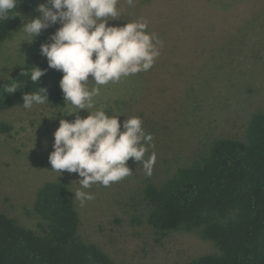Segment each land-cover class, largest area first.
<instances>
[{"label":"rangeland","instance_id":"obj_1","mask_svg":"<svg viewBox=\"0 0 264 264\" xmlns=\"http://www.w3.org/2000/svg\"><path fill=\"white\" fill-rule=\"evenodd\" d=\"M45 2L34 0L31 12L12 19L0 45V79L16 75L38 50V36L22 41V28L39 15L35 8ZM117 7L121 18L110 25L144 18L147 31L163 46L149 71L101 86L96 108L109 116L122 115L121 123L140 117L155 145L145 159L155 152L156 162L151 176H146L142 164L130 158V176L110 187L94 184L82 189L95 199L83 207L74 199L78 233L116 264H184L213 253V245L195 233L156 234L146 222L141 187L146 179L158 183L177 167L199 160L213 139H243L248 117L264 111V0H137L134 7L120 0ZM59 26L40 35L50 42ZM94 86L89 81L88 87ZM69 111L68 105L54 109L43 104L0 112V122L10 126L0 132V212L35 232H41L38 224L44 226L33 209L41 184L63 179L72 192L80 189L82 177L66 171L59 176L50 171L48 161L60 119L75 118L67 115ZM79 115L88 113L80 110Z\"/></svg>","mask_w":264,"mask_h":264},{"label":"trees","instance_id":"obj_2","mask_svg":"<svg viewBox=\"0 0 264 264\" xmlns=\"http://www.w3.org/2000/svg\"><path fill=\"white\" fill-rule=\"evenodd\" d=\"M33 9L34 0H17L9 14L13 16L0 20V45L12 19ZM46 42L44 35L38 36V50L29 61L13 77L0 79V112L23 106V94L39 87L46 89V105L63 107L62 73L48 68L40 54V45ZM33 67L45 70L38 84L26 74ZM12 85L17 90L8 92ZM9 130L0 122V132ZM141 196L146 222L156 234L195 233L213 245V253L184 264H264V111L248 117L243 139H213L199 160L177 167L158 183L146 179ZM33 209L44 221V226L38 224L41 232L0 212V264H116L98 246L80 238L74 195L63 179L41 184Z\"/></svg>","mask_w":264,"mask_h":264},{"label":"clouds","instance_id":"obj_3","mask_svg":"<svg viewBox=\"0 0 264 264\" xmlns=\"http://www.w3.org/2000/svg\"><path fill=\"white\" fill-rule=\"evenodd\" d=\"M119 2L46 0L35 8L39 15L22 28L26 38L22 41L32 42L42 30L60 25L50 35V42L40 45V54L46 58L48 68L62 73L59 88L64 105L70 107L67 115L75 114V118L60 119L48 161L50 171L59 176L66 171L82 177L78 180L80 189L73 192L81 207L95 199L94 194L82 189H90L94 184L110 187L130 176V158L142 164L146 176H151L156 162L155 152L145 159V153L155 145L140 117L133 116L121 123L122 115L109 116L103 108H96L95 98L101 95V86L149 71L163 46L155 33L147 31L148 21L144 18L123 26L110 25L109 21L121 18ZM124 2L134 7L137 0ZM16 8L17 0H0V20L7 21ZM26 74L32 83L38 84L45 70L33 67ZM89 81L95 86L89 88ZM16 90L15 85L8 88V92ZM22 102L28 110L49 102L46 89L39 87L37 92L24 93ZM80 110H86L88 115L82 118Z\"/></svg>","mask_w":264,"mask_h":264}]
</instances>
